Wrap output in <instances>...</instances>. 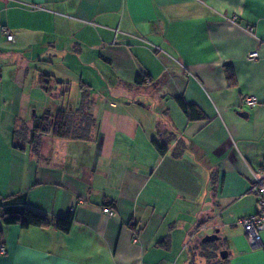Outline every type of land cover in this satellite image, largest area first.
Instances as JSON below:
<instances>
[{
  "label": "crops",
  "instance_id": "1",
  "mask_svg": "<svg viewBox=\"0 0 264 264\" xmlns=\"http://www.w3.org/2000/svg\"><path fill=\"white\" fill-rule=\"evenodd\" d=\"M81 107L86 138L33 131ZM263 157L264 0H0V213L71 217L65 232L0 221V264H193L254 212ZM261 239L232 235V264Z\"/></svg>",
  "mask_w": 264,
  "mask_h": 264
},
{
  "label": "trees",
  "instance_id": "2",
  "mask_svg": "<svg viewBox=\"0 0 264 264\" xmlns=\"http://www.w3.org/2000/svg\"><path fill=\"white\" fill-rule=\"evenodd\" d=\"M225 74L229 85L234 84V79L230 67H225ZM42 82H44V75H41ZM137 83L141 82L140 77H136ZM45 85V84H43ZM177 103L183 110L189 120H197L202 117L201 112L198 111L195 106L185 103L182 98H177ZM86 101L83 99V105ZM86 107L78 108L75 111L57 110L54 114L50 115L44 113L39 117L33 127L35 133H46L53 137L58 138H86L89 133V128L92 120L89 118V114L86 113ZM160 153L165 150V145L157 146ZM0 221L6 224L17 223L21 227L29 226H55L61 231H67L71 223L70 213L64 217L49 218L43 213H39L30 209H24L22 212H1ZM200 250L201 257L206 261L205 264H210L208 259L214 256V250L216 245H209L207 243L201 244Z\"/></svg>",
  "mask_w": 264,
  "mask_h": 264
},
{
  "label": "built area",
  "instance_id": "3",
  "mask_svg": "<svg viewBox=\"0 0 264 264\" xmlns=\"http://www.w3.org/2000/svg\"><path fill=\"white\" fill-rule=\"evenodd\" d=\"M6 39H11L12 35L7 29L2 30ZM257 57L256 51H251L247 54L248 59H254ZM244 101L247 105L252 106L256 103L255 96H245ZM249 191L254 196V212L241 217L237 222L243 227L245 234L247 235L248 242L251 246H257L261 244V232L264 231V157L261 159L259 166L253 170L252 179L249 186ZM103 212L108 215H113V211L108 208H103ZM5 248L0 245V253H4Z\"/></svg>",
  "mask_w": 264,
  "mask_h": 264
},
{
  "label": "rangeland",
  "instance_id": "4",
  "mask_svg": "<svg viewBox=\"0 0 264 264\" xmlns=\"http://www.w3.org/2000/svg\"><path fill=\"white\" fill-rule=\"evenodd\" d=\"M33 98H35L34 99L35 102H39V96L37 94H36V96L34 95ZM20 103L24 104V101H20ZM32 110H35L37 114H39V112H40V109L37 107H34V106L31 108L29 107L28 115L26 117L27 119L31 116ZM225 229H226L225 233H223V234H224V237L226 239H220L219 241L218 240L215 241V245H217V247L225 246L224 241L226 240V247H227V249H229L230 253H229V256L227 257V259L224 260L223 264H232V260L237 261L239 254H238V247L235 244L231 243L230 238L232 237V235H237L238 237H240L242 235V232H244V230L240 224H236V223L233 224L232 226H227ZM208 230L209 229L203 230L202 233H205ZM230 235H231V237H229ZM246 238H247V235H246ZM217 256H218V254H217ZM197 258L194 259L193 264H205L206 263L205 259H202V258L197 259ZM246 260L250 264H264V247H258V248L252 249L250 254L246 257Z\"/></svg>",
  "mask_w": 264,
  "mask_h": 264
},
{
  "label": "water",
  "instance_id": "5",
  "mask_svg": "<svg viewBox=\"0 0 264 264\" xmlns=\"http://www.w3.org/2000/svg\"><path fill=\"white\" fill-rule=\"evenodd\" d=\"M215 238H216L215 235H207V236L203 237V240H207V239H215ZM219 256H220L221 259L226 258V256H227L226 250H222V251H220V252H219Z\"/></svg>",
  "mask_w": 264,
  "mask_h": 264
},
{
  "label": "flooded vegetation",
  "instance_id": "6",
  "mask_svg": "<svg viewBox=\"0 0 264 264\" xmlns=\"http://www.w3.org/2000/svg\"><path fill=\"white\" fill-rule=\"evenodd\" d=\"M222 249H218L217 252H220ZM217 264V263H216Z\"/></svg>",
  "mask_w": 264,
  "mask_h": 264
}]
</instances>
